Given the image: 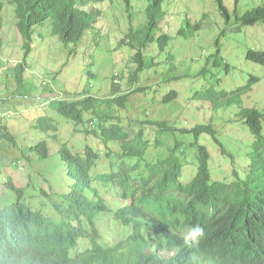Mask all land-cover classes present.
Masks as SVG:
<instances>
[{"label": "trees", "instance_id": "16d2710c", "mask_svg": "<svg viewBox=\"0 0 264 264\" xmlns=\"http://www.w3.org/2000/svg\"><path fill=\"white\" fill-rule=\"evenodd\" d=\"M212 1L229 25L231 13L224 1ZM125 2L128 9L130 0ZM146 2L147 25L137 29L131 25L119 44L134 53L135 85L143 71L154 64L144 61L148 46L155 45L157 51L163 52L171 40L169 35L158 37L156 34L166 14L165 0ZM234 2L237 14L240 0ZM92 3L96 0H12L17 24L28 40L26 51L29 53L25 54L24 62L32 52L35 29L46 25L65 48H74L71 54H77L85 36L93 29L91 11L77 8V5ZM2 8L0 3V12ZM97 13L103 14L100 10ZM236 21L245 27L264 25V1L242 17L238 15ZM197 30L198 25L193 32ZM246 59L264 66V49L249 50ZM15 71L17 76L13 77L18 82V93L22 91L19 97L23 99L34 89L25 87L24 65H17ZM206 73L204 69L203 74ZM87 76L94 77L91 72ZM7 78L10 79L9 75ZM115 79L112 78L113 82ZM147 80L142 79L140 85H145L142 83ZM260 80L253 76L244 87L230 93L211 86L203 93H196L195 98L203 97L215 108L229 107L231 99L248 94ZM146 86L148 88L132 87L130 93H124L119 91L120 85L112 83L110 94L102 98L91 96L88 90L75 93L86 95L83 99H47L43 106L46 112L56 113L86 135L84 143H80L85 153L75 154L74 146L71 151L67 144H60V159L65 162L67 176L74 183L68 194L56 195L59 203L54 204V208L58 216L36 210L32 203L34 193L17 188L10 178L3 180L12 198L6 195L0 200L3 201L0 207V264H264V111L240 105L235 122L241 123L253 140L249 142L248 152L238 153L236 148L227 149L225 141L228 140L219 136L212 121L190 130L172 121L174 126L158 118L146 120L145 111L155 99V95L150 97L151 89ZM136 95H144L142 101L146 104L138 107L145 118L142 125L166 137H174L179 132L186 136L188 143L178 139L163 160H144L150 149L161 146L162 141L146 136L144 128L130 139L122 123L123 114L118 117L115 113L118 109L121 112L135 109L131 98ZM177 97V92L171 91L163 96L162 105L173 103ZM36 113V126L42 133L57 130L55 120L47 113L38 116V109ZM12 117L13 113L8 110L0 112V139L17 146L14 134L4 124ZM114 119L119 120L117 124L106 128L105 123H112ZM93 121L96 129H89L87 126L95 124ZM93 136L101 139V145L106 148L111 144L119 145L121 157L139 158L140 162L131 167L123 161L119 166H112L110 172L97 173L101 157L100 151L89 143L88 139ZM203 136L211 138L222 157L233 166L231 182L213 179L211 154L200 141ZM189 149L194 152L197 170L193 178L184 183L183 171L189 165L186 160ZM28 151L42 163L50 158L48 144L43 140L28 147ZM245 160H248L247 166ZM97 182L130 203L110 205L105 192L94 186ZM41 193L46 196L44 190ZM107 215H112L125 231H129L125 239H112L109 229L102 232L98 221ZM197 227L203 229L204 235L194 241L191 232Z\"/></svg>", "mask_w": 264, "mask_h": 264}, {"label": "rangeland", "instance_id": "374dc122", "mask_svg": "<svg viewBox=\"0 0 264 264\" xmlns=\"http://www.w3.org/2000/svg\"><path fill=\"white\" fill-rule=\"evenodd\" d=\"M223 1L231 13L229 25L212 0H165L166 14L159 23L156 34L158 37L169 35L170 44L163 52L157 51L155 45L148 46L144 61L154 64L143 71L135 85L134 53L119 44L131 25L135 29L147 25L146 0H130L128 9L125 0H96L92 4H78L77 8L91 11L93 29L85 36L77 54H71L74 48H65L59 37L51 34L50 26L46 25L35 29L32 52L26 62L28 40L17 24L15 7L12 0H0L3 6L0 12V112L8 110L13 113V117L6 119L4 124L14 134L17 143L14 146L0 139V200L6 195L10 200L12 198L11 192L3 186V180L10 178L19 189L30 192L34 188L32 191L36 190L35 194H39L40 189L44 190L46 196H39L32 201L35 209L40 208L45 213L58 216L52 206L53 203H59L55 196L70 192L74 183L67 176L65 162L60 159V144H67L71 151L74 146L75 154L83 155L85 149L80 143H84L86 135L56 113L46 112L43 106L50 97L67 100L86 98L83 93H75L88 90L91 91V96L102 98L110 94L112 83L120 85L119 91L124 93H130L132 87L149 86L150 97L155 95V99L154 104H150L148 111H145L146 120L154 121L158 118L174 126L170 122L172 121L179 127L190 130L212 121L219 136L228 140L225 141L228 150L236 148L238 153L248 152V145L253 137L241 123L235 122V114L241 107L264 111V66L246 59L249 50L264 49V25L245 27L236 21V17H242L245 12L262 5L264 0H240L237 14L234 0ZM98 10L103 14H98ZM197 25L198 30L193 32ZM17 65H24L25 87L34 89L23 99L19 97L22 91L18 93V82L13 77L17 76ZM204 69L207 70L206 74H203ZM89 72L94 77H88ZM8 75L10 79L7 78ZM253 76L260 77L261 80L248 94L231 99L232 105L229 107L215 108L203 97L195 98L196 93H203L211 86L230 93L244 87ZM113 77H116L114 82ZM144 78L148 80L142 83L145 85H140ZM43 83L47 86H43ZM171 91L177 92V99L169 105H162L163 96ZM137 96L131 98L135 109L130 112L118 109L115 113L118 117L120 113L123 114L122 123L130 139L144 128L146 136L153 139L158 137L162 141L161 146L155 145L150 149L144 160H163L178 139L188 143L186 136L179 132L174 137H166L159 134L158 130L142 125L145 118L138 107L146 104L142 101L144 95ZM37 109L38 116L47 113L48 117L55 120V132L44 134L38 129ZM118 121L114 119L112 123L106 122L105 126H115ZM93 122L95 124L87 126L89 129H96V122ZM42 140L47 142L50 151V158L43 163L36 155L27 152L28 147L37 145ZM88 140L94 149L100 151L97 173L110 172L112 166H119L123 161L131 167L140 162L139 158L121 157L119 145L111 144L106 148L101 145L103 143L99 138L93 136ZM200 141L211 154L213 179L231 182L233 166L222 157L215 142L207 136H203ZM239 158L242 159L241 156ZM186 160L189 165L183 171L184 183L189 182L197 170L191 149L186 154ZM245 165H248V160H245ZM94 186L105 192L107 199L111 201L110 205L116 202L130 203L109 192L108 188L98 182ZM50 195L51 201L48 199ZM2 205L3 201L0 202V207ZM98 224L102 232L110 230L112 239H125L129 234L112 215L104 216Z\"/></svg>", "mask_w": 264, "mask_h": 264}, {"label": "clouds", "instance_id": "9594fccd", "mask_svg": "<svg viewBox=\"0 0 264 264\" xmlns=\"http://www.w3.org/2000/svg\"><path fill=\"white\" fill-rule=\"evenodd\" d=\"M1 3V2H0ZM101 185V184H100ZM34 189V188H32ZM31 189V192L34 193V192H37L36 190L35 191H32ZM41 190H38L39 191V194H35L34 193V199L37 198V197H42L43 194L41 193ZM69 193V192H68ZM67 193V194H68ZM57 195V194H56ZM59 195H63V194H58ZM66 195V194H65ZM57 198V196H55ZM48 199L50 200L51 199V195L48 197ZM58 199V198H57ZM44 200V199H43ZM43 200H42V203H41V206H43ZM51 201V200H50ZM59 201V199H58ZM51 203V202H50ZM52 206L54 207V203L52 204ZM55 209V208H54ZM40 211H42L40 208H39ZM56 211V210H55ZM44 212V211H43ZM52 216H56V215H52ZM204 235V232H203V229L200 228V227H197L194 231L191 232V238L195 241L198 237H202Z\"/></svg>", "mask_w": 264, "mask_h": 264}]
</instances>
